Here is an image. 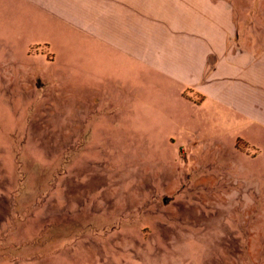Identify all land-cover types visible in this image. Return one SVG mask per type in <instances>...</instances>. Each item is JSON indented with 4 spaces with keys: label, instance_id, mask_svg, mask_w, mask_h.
Listing matches in <instances>:
<instances>
[{
    "label": "rangeland",
    "instance_id": "1",
    "mask_svg": "<svg viewBox=\"0 0 264 264\" xmlns=\"http://www.w3.org/2000/svg\"><path fill=\"white\" fill-rule=\"evenodd\" d=\"M162 1L237 34L206 96L0 11V264H264V0Z\"/></svg>",
    "mask_w": 264,
    "mask_h": 264
},
{
    "label": "crops",
    "instance_id": "2",
    "mask_svg": "<svg viewBox=\"0 0 264 264\" xmlns=\"http://www.w3.org/2000/svg\"><path fill=\"white\" fill-rule=\"evenodd\" d=\"M19 1L20 4L12 5L0 0V11L16 12L15 17L19 22L40 31L69 26L74 36L76 29L82 31L81 17L84 14L88 19L89 34L105 36L110 42L105 46V52H111L113 57L117 55L118 59L126 62H136L143 72L153 68L159 75L164 74L181 84V89L199 91L202 96L205 95L203 87L207 78L224 71L225 52L237 54V34L235 38L231 37L235 33H227L218 24V27L207 28L202 33L199 29L196 36L186 27L185 31H179L177 13L170 12V1ZM147 4L160 7L155 12L151 7L147 8ZM185 17L188 18V14ZM116 37H121L120 41ZM236 60L234 65H237ZM216 89L219 91V87ZM131 98L140 104L144 94L139 88L137 94H131ZM180 98L185 101L184 97ZM216 99L219 101L220 97Z\"/></svg>",
    "mask_w": 264,
    "mask_h": 264
}]
</instances>
